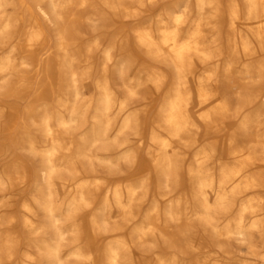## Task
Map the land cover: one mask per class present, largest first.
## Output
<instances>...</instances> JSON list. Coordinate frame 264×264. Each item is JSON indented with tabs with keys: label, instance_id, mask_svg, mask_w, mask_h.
I'll return each instance as SVG.
<instances>
[{
	"label": "bare ground",
	"instance_id": "bare-ground-1",
	"mask_svg": "<svg viewBox=\"0 0 264 264\" xmlns=\"http://www.w3.org/2000/svg\"><path fill=\"white\" fill-rule=\"evenodd\" d=\"M147 1L33 0L38 16L26 0H0V78L7 81L0 89L14 96L23 93L28 80L22 68L40 62L50 30L56 36V53L44 62L45 72L52 74L45 92L59 86L55 106L44 102L28 108L29 126L42 138L30 127L14 140L15 146L42 156L39 166L33 168L20 155L2 162L6 149L0 143V264H69L68 256L74 264H199V254L209 243L228 252L232 235L264 260V250L259 253L254 240L256 229L264 239L263 219H243L245 212L256 211L264 196L243 197L234 219H214L212 213L214 208L226 213L244 191L264 187V162L256 156L258 146L264 154V131L259 132L264 129V101L259 104V96H264V0H176L160 9L155 24L142 22L132 28L135 46L145 59L133 53L137 59L129 65L141 64L157 92L166 80L157 66L173 73L152 116L153 94L143 98V109L132 102L142 82L126 85L125 58L130 54L114 52L117 44H130L122 22L152 10L154 0ZM8 9L13 11L2 14ZM113 23L122 26L110 36L101 73L95 76V48ZM89 26L94 38L84 46L82 34ZM20 51L26 55L16 62L13 55ZM115 76L125 82V97L116 91ZM84 88H94L96 96L86 97ZM7 124L0 115V139ZM223 130L221 138L202 145L203 135ZM189 147H194V162L185 166L182 157ZM95 160L116 178L114 183L97 173ZM121 160L131 163L128 175ZM139 167L148 181L151 171L157 174L152 210L140 224L136 218L149 187L132 180ZM183 171L191 180L196 209L190 210L185 194L170 198L162 212V181L183 191ZM32 181L34 194L21 203L23 219H4L13 200L7 194L29 193ZM66 194L70 201L58 207L56 197ZM100 198V212H92L90 207ZM39 211L44 219H37ZM192 212L200 214L198 221L187 218ZM116 215L121 219H114ZM69 231L73 243L65 250L62 241ZM24 233L26 242L21 239ZM211 264L228 262L217 258Z\"/></svg>",
	"mask_w": 264,
	"mask_h": 264
},
{
	"label": "rangeland",
	"instance_id": "rangeland-1",
	"mask_svg": "<svg viewBox=\"0 0 264 264\" xmlns=\"http://www.w3.org/2000/svg\"><path fill=\"white\" fill-rule=\"evenodd\" d=\"M147 1V0H145ZM176 0H154L153 4L151 5L152 10H150L149 12H140L139 14L135 15V16H131V17H127L125 18V20L122 22L123 25L128 29V34L130 37V44L127 48H123L120 44L116 45V48L114 49L115 54L118 56L120 53H123L124 51H126V53H129L130 55H127L125 58V64L128 65V75L125 78V82L128 84H133L136 85L137 82H142V85H140V87H138V91L139 94L136 95L132 102H134L135 104H137V108L143 109L145 108V103L143 101V98L149 96L150 94H153L154 98L152 100V104H150V116L154 115V113L156 112L158 106H159V101L158 99L161 98V96H164L166 90L169 88V86L172 84V77H173V73L172 71L165 66L162 65H158L157 67L160 68L161 71H164L166 74V80L162 83L160 91H156L155 89H153V87L151 86V82L147 79V72L146 69L143 68V66L141 64H130L131 60H135L137 58L132 57L133 53L137 55L138 59H145L144 55L142 54L141 50H139L136 46H135V39H136V34L133 31V27L137 24H140L142 22L144 23H152L155 24L154 22L156 21L157 18V14L160 12V9L162 7H168L171 6L173 4V2H175ZM27 3L32 4L33 8H34V12L36 13V15L39 16V10L37 8V6L34 4L33 0H26ZM148 2V1H147ZM13 10L12 9H8L5 12H2V14H8L11 13ZM95 23L99 24L100 20H96ZM122 23H113L111 24L105 31V33L100 36V43L99 45L95 48V53H96V60H97V65L94 71V75L97 76L98 74L101 73V68H102V56H103V50L110 44V36L114 35L115 31L118 30V28H120L122 26ZM226 28V27H225ZM52 29V28H51ZM84 40V46L87 45L88 41L91 40L92 38H94V35L92 33L91 30V26L87 27L83 34H82ZM89 39V40H88ZM55 42H56V36L55 33L53 31L50 30V44L48 46V48L45 50V52L42 53V55L40 56V62H31L30 64L24 66L23 69V73L26 75V79L28 80V86L27 88L23 91V93L19 96H14V95H9L8 93L5 92L4 88L0 89V105L2 106V112H0L1 117L3 116V118L7 121V129H5L4 131V137L0 139V143L1 145L5 146V153L4 155L1 157L2 162L3 160H12L14 159V157L16 155H20L21 157H23L24 159H26L27 161L31 162L33 168H35V166H39L42 162V156L39 154H34L32 153L29 149L27 148H21V147H17L14 145V140L15 138H17L18 136H20V132L21 130H23L24 128H30L31 126H29L30 121H29V117H28V108L29 106H38L44 102H46L47 104H49L50 106H55L56 105V95H57V90H58V85L55 87H52L51 91L49 92V94H47L45 92L46 88H48L52 83V74L50 73H46L44 70V62L45 59L48 56H53V54L55 55L56 53V47H55ZM25 54V52L20 51V53H17L15 55H13V58H15L16 62H19L20 58L23 57ZM130 61V62H129ZM116 61H112L110 62L111 64H115ZM131 63H134L133 61ZM19 68H21L19 66ZM18 68V69H19ZM6 78H0V86L4 87L7 83V81L5 80ZM116 81V91L117 93L121 96V97H125V89H126V85L124 80L119 78L118 76H115L114 78ZM85 91V96L86 97H95L96 96V90L94 88L88 89V88H84ZM151 95V97H153ZM158 96V97H156ZM158 98V99H157ZM230 98L233 104H235L237 102V95L232 91L230 92ZM259 104L263 105V101H264V96L263 94L259 96ZM91 114V113H90ZM146 120V119H144ZM147 121V120H146ZM12 123H15L14 125ZM32 129V132L34 135H38L37 131L35 129ZM228 130H233V128L228 129ZM264 131V129H261L259 132L262 133ZM79 132V130H78ZM225 134V130L213 134L211 137H208L207 135H203L201 142L202 145L208 143L209 141H216L217 139L221 138L222 135ZM39 138L41 139L42 137L39 136ZM147 138V137H146ZM239 140H242V137L238 136ZM148 140V139H147ZM10 143V144H9ZM216 143V142H214ZM8 145V147H7ZM143 149V148H142ZM141 162L145 157V150L141 151ZM256 156L258 158V162H264V154L262 153V148L260 146L257 147L256 150ZM228 161L231 164H235L234 161H232L230 158L228 159ZM96 162V169H97V173L99 175H101L102 178H104V180L106 181V183H114L116 178L112 177L109 173V170L99 164L98 160H95ZM194 162V147H189L187 148L184 153H183V157H182V163L186 166L188 164H191ZM87 162L85 161V163H83V166H86ZM121 164V168L124 174L128 175L129 173H131V163L128 160H121L120 161ZM139 168H136V170H133L134 172L132 173L131 177L132 180L134 181V183L137 186H140L142 184H147L148 188V193L147 196L142 200V202L140 203V213L137 216L136 219H139L138 224H140V221H142L143 219H146V213H148V211L152 210V200L154 198V195L157 191L156 185L155 183V179H156V172L153 170L150 172L151 177H152V181H148L147 180V172H141ZM150 169V168H149ZM2 171V166H0V173ZM260 171L263 170L261 169ZM149 174V175H150ZM180 179H182V181H184V190L183 191H177L174 187L171 189V187H166L165 184L162 181V187L160 188L162 191H166V194H163L161 196H159L160 199V206H161V210L162 212L164 211V209L166 208L167 205V201L171 199H174L176 196H182V195H188L189 196V200H188V204L190 206V210H195V199L192 196V187H191V180L189 179V176L187 175L186 171L181 172V177ZM33 181H32V186L29 188V193H25V192H17L16 195H8L7 197H12V206L9 208H6L7 211L4 212V219H10V217H14V219H23L24 217V211L22 209L21 203L24 199H30L31 195H33L34 193H32L33 191ZM142 187V186H141ZM170 188V189H169ZM147 189V188H146ZM175 189V190H173ZM139 190L141 191V188H139ZM104 194V192H102L100 195L102 196ZM260 196H264V187H257V188H251L248 189L246 191H244L240 196H238V198H236L234 205L229 209V211H227L226 213L223 212H215V209H212V213H213V217L214 219H234L238 214L239 211V207L242 203V198L244 197L245 199L248 197H255L258 198ZM176 197V198H177ZM101 198L98 199V201H96V204L94 203L93 206L90 207L92 212H100V210H98V206H100L101 203ZM70 201V196L68 194L64 195V196H58L56 197V204L58 207L62 208L66 205V203H68ZM259 207L256 209L255 212H250L247 211L244 213L243 215V219H245L246 222H249L251 219H263L264 221V201L259 202ZM62 219H67L65 217L64 214H62L61 216ZM161 218L165 219L164 214H161ZM188 219L196 222L198 221V219H200V214L199 213H195L192 212L187 216ZM37 219H44V213L42 211L38 212V216ZM114 219H121L119 217V215H116L114 217ZM21 222V220H20ZM64 225H66V221L63 222ZM7 224L3 225L4 227H6ZM21 226V224H18V226ZM19 226V227H20ZM23 233V232H22ZM72 232H68L67 233V237L62 241L63 243V248L66 250L68 249L70 246H72L73 243V236H72ZM25 233L23 234V236L21 235V239L23 242H26V237ZM254 240H255V244L257 246V249L259 251V253H262V251L264 250V239H263V235H262V231L259 229L254 230ZM228 252H223L220 251V249L217 248V246H214L213 243H209V246L206 247L204 249V251H202V253L199 254V264H211L213 262L214 259H223L225 261L228 262V264H264V260L261 258V256H256L251 254L247 248H246V241L239 239L237 236L232 235L229 239H228ZM206 250H213V251H218L217 253H212L210 255H207ZM192 258V255H190V259ZM66 261H69V264H74V258L71 256L66 257Z\"/></svg>",
	"mask_w": 264,
	"mask_h": 264
}]
</instances>
